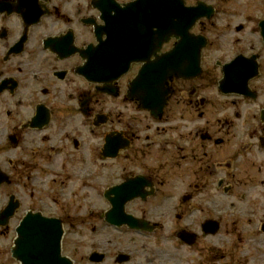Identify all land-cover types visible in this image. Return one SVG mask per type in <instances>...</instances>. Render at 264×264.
<instances>
[{"label":"flooded vegetation","instance_id":"af4514ba","mask_svg":"<svg viewBox=\"0 0 264 264\" xmlns=\"http://www.w3.org/2000/svg\"><path fill=\"white\" fill-rule=\"evenodd\" d=\"M132 1L0 0V264H21L10 251L32 216L60 221L73 264H264V13L225 20L232 43H217L233 0H184L214 10L193 29L201 73L169 79L155 117L129 94L139 63L100 81L94 58L102 18ZM208 46L231 57L208 65ZM240 56L257 62L248 94L220 92ZM122 201L136 225L108 219Z\"/></svg>","mask_w":264,"mask_h":264},{"label":"water","instance_id":"95a60500","mask_svg":"<svg viewBox=\"0 0 264 264\" xmlns=\"http://www.w3.org/2000/svg\"><path fill=\"white\" fill-rule=\"evenodd\" d=\"M208 13L202 5L184 6L183 0H136L117 10L115 15L105 16V24L96 30L99 44L94 49L98 55L100 80L122 75L133 61L143 62L130 83V91L151 113L161 112L167 94L164 88L167 78L174 75L188 78L199 74V52L204 42L190 34L189 29L199 17ZM262 27L264 35V23ZM101 32L106 34L105 40L100 39ZM170 36L178 38L174 47L157 54ZM151 56H154L153 60ZM240 59L237 57L224 67L225 77L221 80L220 90L241 93L245 84L240 88L238 82L245 75L252 77L256 74L254 61L241 62ZM123 201L109 212L112 216L108 219L116 221L123 216L131 225H136L130 221V215L122 214ZM118 214H121L119 218ZM16 230L18 237L12 253L21 264H72L67 257H61L59 220L25 217Z\"/></svg>","mask_w":264,"mask_h":264},{"label":"rangeland","instance_id":"374dc122","mask_svg":"<svg viewBox=\"0 0 264 264\" xmlns=\"http://www.w3.org/2000/svg\"><path fill=\"white\" fill-rule=\"evenodd\" d=\"M263 13H264V0H233L232 3L229 1L228 4L223 9V13H218V15L213 18V21H215L218 25H220L219 28L221 30V31L219 30L220 31L219 41L220 42L219 41L217 42L213 39L214 42L223 43V39H226V40H229L228 43H232L231 38L233 35L229 34L228 38L225 37V35L227 34L226 29H224L223 28L224 25H222V24H225V20L231 21L232 24H239L241 21L245 19L247 15L251 14V15H256L257 17H259ZM229 33H232V31L229 30ZM241 33L244 36L250 37L247 30ZM208 47L209 48H208L206 56H207V64L209 65V64H213L214 61L216 60V57H220L224 53V51L214 52L213 51V49L215 48L214 46H208ZM230 53L231 52H229V55H226L224 53L226 57H221V58L229 59L231 57ZM137 108L138 107H135L134 113L138 115H142V112H140ZM222 110L220 107L215 109L216 115H219L222 112ZM159 137L160 136H158V139Z\"/></svg>","mask_w":264,"mask_h":264}]
</instances>
